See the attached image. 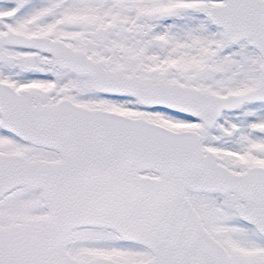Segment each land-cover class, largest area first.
<instances>
[{"label":"snow or ice","instance_id":"6c2138e0","mask_svg":"<svg viewBox=\"0 0 264 264\" xmlns=\"http://www.w3.org/2000/svg\"><path fill=\"white\" fill-rule=\"evenodd\" d=\"M0 264H264V0H0Z\"/></svg>","mask_w":264,"mask_h":264}]
</instances>
